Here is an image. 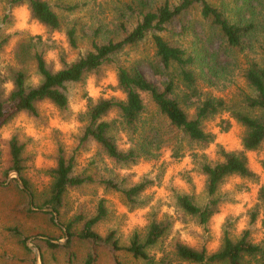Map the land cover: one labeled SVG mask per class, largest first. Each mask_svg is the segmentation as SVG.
Segmentation results:
<instances>
[{
  "label": "trees",
  "instance_id": "1",
  "mask_svg": "<svg viewBox=\"0 0 264 264\" xmlns=\"http://www.w3.org/2000/svg\"><path fill=\"white\" fill-rule=\"evenodd\" d=\"M136 2L139 3L141 9L145 10L139 14L140 19L130 31L124 32L117 40L108 39L103 43L93 41L86 56H80L72 65L61 60L64 68L59 73H55L47 66L42 53L34 52L32 60L35 73L39 78V85L32 84L23 69L13 70L10 81L14 89L7 95L0 96V128L21 113L30 116L38 115L37 104L40 102H49L58 110L66 111L69 86L82 83L88 75H99L101 70L107 66L122 69L121 86L128 91L129 100L125 104L116 100L101 101L97 108L90 107L89 113L84 116L85 120L89 121V125L79 137V145L93 142L103 154H110L118 162H135L140 156L148 157L152 150L165 141L159 130L143 118L145 113L143 96H147L158 114L165 118L172 132H177L190 142L198 144L212 139L211 135L205 136L207 132L203 130V122L221 113H228L230 118L243 127L241 137L243 151L222 152L225 163L217 164L215 169L204 168V171L209 174L207 192L212 197L209 204H198L193 196L178 198L182 214L191 215L207 223L211 213L216 210V206L222 203L218 190L225 179L232 176H240L249 180L255 178L254 173L248 168L244 152L256 151L264 143V45L260 47V60L251 62L244 72L248 93L242 94L239 99L225 101L222 98L204 96L197 86L198 73L209 86L216 85L218 73L222 69L218 61L211 60L205 53L201 55L196 51L188 52L170 43L166 35L172 33L175 22L181 23V33H183L184 23L187 21L184 20L186 15L196 11L202 21L218 30L228 46L244 50L246 45L253 40L256 30H262L263 24L256 20L261 1L243 0L244 11L236 10L235 7L232 20L226 15L227 8L216 7L210 3V0H176L174 4L166 1L154 8H149L144 0H136ZM29 6L33 17L39 18L48 30H62V20L47 0H29ZM75 7L64 6L63 10L70 12ZM129 9L132 11L130 7ZM246 13L249 14L248 17ZM65 31L70 47H76L74 27L66 28ZM146 42L154 50V62L149 66L156 75L165 78L161 87L142 75L139 60L129 64H124L120 60L123 52L142 46ZM6 43L7 37L4 36L0 26V50ZM181 104L186 108H189L191 104L196 114L189 116ZM116 107L123 110L122 113H118V119H122L124 123L128 122L129 127L134 131L132 140L136 147L127 155L116 150L115 139L112 135V132L116 130L114 125L98 123L100 116L106 115L110 108L115 110ZM220 125L221 131H227L229 128L228 121H222ZM23 148V144L15 136L10 138L8 141L10 164L7 171L14 170L19 175L25 191H28V184L22 177ZM50 173L48 193L40 206L52 209L51 213H56L60 218L65 196L72 190L93 184L94 180L88 174L77 173L75 153H67L61 147L56 150L55 164ZM100 184L105 190L120 194L125 203L130 201L133 205L137 203L139 192L145 187V185L125 187L112 179L102 180ZM259 199L264 202V187L260 189ZM107 216L105 201L100 199L92 215L77 214L66 223L61 222L68 238L66 247L70 248L73 240L84 242L87 245L82 264H96L101 248L107 250L113 258L117 253L125 252L133 259L143 261L145 264H172L173 261L190 264H264V245L252 243L248 231H244L238 237H233L228 230L223 232L218 250L212 253H208L203 247L197 249L177 245L171 247L170 253L165 254L162 259L155 260L149 251L158 246L159 241L164 238L162 234L166 230V225H152L150 230L145 229L136 239H129L128 244L122 246L114 231L105 235L97 232L98 225ZM251 216V220H254L255 215ZM10 232L15 236H20L21 243L26 240L15 228L10 229ZM38 242L53 249L60 246L51 243L49 239H42ZM69 255L70 259L74 257L72 251ZM41 264H44L43 258H41Z\"/></svg>",
  "mask_w": 264,
  "mask_h": 264
},
{
  "label": "rangeland",
  "instance_id": "2",
  "mask_svg": "<svg viewBox=\"0 0 264 264\" xmlns=\"http://www.w3.org/2000/svg\"><path fill=\"white\" fill-rule=\"evenodd\" d=\"M54 10L58 13L62 20V30L74 27L76 31V47L69 49L67 55L78 52V49L85 48L90 50L91 43H103L108 39H119L124 32L130 31L136 22L140 19L139 14L144 12L136 0H47ZM149 8L158 7L162 3H176V0H144ZM258 8L256 20L260 21L262 30L255 32L254 38L244 50L230 47L222 39L218 30L210 27L208 23L201 20L198 12L194 11L186 15L184 20V30L181 33V23L175 22L172 33L166 35L170 43L178 45L189 51L205 53L211 60L216 59L222 68L217 77L216 85L209 86L202 75L198 73L199 80L197 86L204 96L222 98L225 101L231 99H239L244 93H248V87L244 80V72L251 62L259 61L261 58L260 47L264 45V0ZM216 7L224 6L227 8L226 15L232 20L236 10L244 11L242 6L243 0H210ZM64 6H76L73 11L63 10ZM132 9V11L129 9ZM249 14L246 13V17ZM7 20V19H5ZM5 37H7L6 45L0 50V96H5L6 90L3 84L10 81L11 72L16 69H23L26 72L28 80L33 84V79L39 81L35 73V65L32 60L34 52L42 53L44 57L49 50L48 45L40 42L39 37H33L28 32H13L6 34L7 23L0 24ZM40 26V25H38ZM43 28H46L42 25ZM47 29V28H46ZM48 30V29H47ZM51 32L50 30H48ZM127 57L124 64L139 60L140 71L142 75L149 81L161 87L165 78L156 75L152 67L149 65L154 62V50L149 43H145L132 50H126L120 55V60ZM67 57L63 51L61 60L66 62ZM53 70L54 65L46 63ZM113 66L104 67L99 75L109 70H114ZM195 72L197 73L196 69ZM93 75V74H92ZM91 76L88 75L80 84L69 86L68 88V108L66 111H60L49 102H40L37 104L36 116H30L26 113L17 115L7 125L0 128V238L3 233L10 232L15 228L21 232L26 238L22 243L21 264H41V258L44 264H82L86 253L87 245L84 242L73 240L71 247H66L67 236L65 229L61 225L66 223L71 217L77 214L87 216L95 212L97 202L100 199L105 201L107 207V218L98 225L97 232L102 235L110 231L115 232L116 238L120 245L125 246L130 239L123 229L118 228V217L113 215V208L119 206L123 198L114 191L105 190L100 181L112 179L120 182L122 186L129 187L127 184L117 179L112 172H106L102 167L101 156L103 152L93 142H87L79 145V137L72 138L73 142L68 143L69 136L59 132L48 130L45 124H50L48 115L60 113L62 116L70 114L69 103L80 98L83 92L84 82ZM203 96V97H204ZM145 101L144 120L151 122L155 129H158L165 140L164 143L173 144L179 150L185 144L190 146L202 147L203 144L190 142L177 132H172L167 126L164 117L160 116L157 109L148 100L147 96H143ZM184 110L191 116V109L181 104ZM227 116L226 120H220L216 125L221 130V122L228 121L229 128L227 131H221L220 137L225 148H231V152H240L237 145H241V137L243 135V127L230 118L228 113H221L214 118ZM203 122V130L210 133L213 128L212 120ZM81 119L85 120L84 117ZM31 133L32 135H29ZM7 135L10 138L15 136L18 141L23 144V172L22 177L28 184V191L22 184L19 175H10L11 171H7L10 164L8 155V140L4 139ZM114 139L118 133L117 129L112 132ZM160 144V145H161ZM61 147L65 152L75 153V171L77 173H85L90 175L94 183L84 186L80 189L70 191L64 199V204L60 212V218L56 213H51L52 209L40 206L45 199L51 181V170L55 164L56 150ZM95 151L97 154L89 157L88 153ZM248 168L254 173V179H243L245 181H258L257 172L264 169V143L256 151L244 152ZM235 177V176H232ZM232 177H228L232 178ZM226 179L223 181V183ZM20 183L22 187H20ZM222 183V184H223ZM221 184V185H222ZM220 185V186H221ZM19 186V187H18ZM22 191H21V190ZM25 192H24V191ZM219 191V190H218ZM220 193V192H219ZM33 195V197H32ZM222 204L228 201L226 195L221 194ZM198 204H203V198L199 200L193 196ZM34 200V201H33ZM56 214V217H54ZM254 214V220H251L247 230L249 239L254 244L264 245V230L257 231L256 222L259 220L258 210L250 214ZM184 215V214H183ZM252 217V216H251ZM195 220V217H192ZM60 222V223H59ZM228 230L233 237H238L235 226L230 221L222 228V234L218 239L205 241L203 244H197L193 248H205L208 253H212L220 247L222 235ZM145 231V230H144ZM42 239H49L51 243L60 245L57 248H48L44 243L38 242ZM164 239V238H163ZM163 239L161 241H163ZM161 247L152 248L149 251L151 256L156 259L157 250ZM33 249L37 250L36 256ZM171 248L166 254L170 253ZM70 251L74 253V257L70 259ZM43 255V257H41ZM96 264H145L143 261L133 259L125 252H119L113 258L107 250L101 248L98 252V261ZM172 264H190L187 262L173 261Z\"/></svg>",
  "mask_w": 264,
  "mask_h": 264
},
{
  "label": "clouds",
  "instance_id": "3",
  "mask_svg": "<svg viewBox=\"0 0 264 264\" xmlns=\"http://www.w3.org/2000/svg\"><path fill=\"white\" fill-rule=\"evenodd\" d=\"M2 23L9 25L6 34L28 32L48 45L49 50L43 58L46 63L54 65L55 73L64 68L61 63L62 51L67 57L68 65L87 54V49L80 48L78 52L67 55L70 49L67 32L56 29L49 32L43 28L42 21L32 15L29 0H0V24ZM126 59V56L123 57L121 62L124 63ZM121 74L122 69L117 68L102 75L89 76L84 82L80 98L69 103L70 114H50L47 117L50 124H45L44 127L48 132L56 131L69 136L68 143H72V138L80 137L89 125V121L81 117L87 116L90 107L97 108L101 101L128 102L129 93L121 86ZM33 84L39 85V81L34 78ZM3 88L7 95L14 89V85L8 81L3 84ZM188 107L191 114L195 115V108L191 104ZM122 112L120 107L115 110L110 108L106 115L98 118V123L114 125L118 133L115 139L116 150L127 155L136 146L132 140L134 131L128 122L118 119V113ZM226 119L227 116H221L212 120L211 132L205 133V136L211 135L212 139L203 141L202 147L185 144L177 150L173 144L165 143L152 150L148 157L140 156L135 162L128 163L118 162L110 154L101 156L102 167L106 172L114 173L117 179L133 187L145 185L139 192L135 205L130 201H121L119 206L114 205L113 215L118 217V228L123 229L130 240L136 239L145 229L150 230L152 225L167 226L162 234L163 241H159L161 247L157 250V260L162 259L171 247L183 245L191 248L207 240L218 239L223 226L229 221L234 224L236 232L242 234L249 227L250 214L257 210V231L264 230V206H261L264 202L259 199L260 189L264 187V169L256 173L259 178L256 182L245 181L240 176L226 179L219 187V192L229 199L216 206L207 223L199 218L193 220L191 215H183L179 208V197L195 196L198 200L203 198L205 205L211 202L212 197L207 192L209 174L204 168L215 169L217 164L225 163L221 153L233 151L223 146L221 130L216 127L220 120ZM4 139L8 140L10 137L5 135ZM237 149L243 151L242 145H237ZM95 154V151L88 153L89 157ZM10 175L15 176L16 172L13 170Z\"/></svg>",
  "mask_w": 264,
  "mask_h": 264
},
{
  "label": "crops",
  "instance_id": "4",
  "mask_svg": "<svg viewBox=\"0 0 264 264\" xmlns=\"http://www.w3.org/2000/svg\"><path fill=\"white\" fill-rule=\"evenodd\" d=\"M21 247L20 236L4 232L0 238V264H21Z\"/></svg>",
  "mask_w": 264,
  "mask_h": 264
},
{
  "label": "water",
  "instance_id": "5",
  "mask_svg": "<svg viewBox=\"0 0 264 264\" xmlns=\"http://www.w3.org/2000/svg\"><path fill=\"white\" fill-rule=\"evenodd\" d=\"M20 187H22V184L20 183ZM54 217H56V214H54ZM33 251L35 252L36 256L38 255L37 250L33 249Z\"/></svg>",
  "mask_w": 264,
  "mask_h": 264
}]
</instances>
